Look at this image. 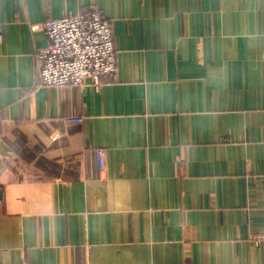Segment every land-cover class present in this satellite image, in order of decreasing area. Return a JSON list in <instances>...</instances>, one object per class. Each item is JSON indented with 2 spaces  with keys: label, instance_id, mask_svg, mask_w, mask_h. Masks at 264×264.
I'll return each instance as SVG.
<instances>
[{
  "label": "crops",
  "instance_id": "1",
  "mask_svg": "<svg viewBox=\"0 0 264 264\" xmlns=\"http://www.w3.org/2000/svg\"><path fill=\"white\" fill-rule=\"evenodd\" d=\"M92 7L115 76L38 84ZM263 230L264 0H0V264H264Z\"/></svg>",
  "mask_w": 264,
  "mask_h": 264
},
{
  "label": "built area",
  "instance_id": "2",
  "mask_svg": "<svg viewBox=\"0 0 264 264\" xmlns=\"http://www.w3.org/2000/svg\"><path fill=\"white\" fill-rule=\"evenodd\" d=\"M47 45L37 51L38 84L81 85L88 80L100 86L102 78L115 76L118 70L112 24L96 8L44 23ZM84 116H70L69 121L83 122ZM98 161L104 167L105 149L98 148ZM264 239V230L257 243Z\"/></svg>",
  "mask_w": 264,
  "mask_h": 264
}]
</instances>
